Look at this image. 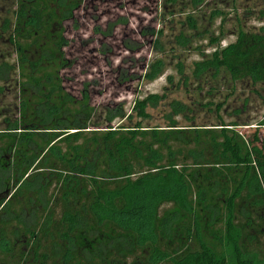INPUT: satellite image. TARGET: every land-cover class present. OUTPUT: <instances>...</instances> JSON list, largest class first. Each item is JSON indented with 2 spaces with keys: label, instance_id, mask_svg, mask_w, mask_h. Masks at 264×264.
Instances as JSON below:
<instances>
[{
  "label": "trees",
  "instance_id": "obj_1",
  "mask_svg": "<svg viewBox=\"0 0 264 264\" xmlns=\"http://www.w3.org/2000/svg\"><path fill=\"white\" fill-rule=\"evenodd\" d=\"M236 1L214 2V31L199 24L207 0H163L187 15L168 49L152 32L157 56L141 77L171 68L186 98L148 94L127 114L63 86L65 27L85 0H0V97L14 101L0 106V264H264V113L249 136L238 127L251 124L221 115L237 86L264 87V26L237 19L221 45Z\"/></svg>",
  "mask_w": 264,
  "mask_h": 264
},
{
  "label": "rangeland",
  "instance_id": "obj_2",
  "mask_svg": "<svg viewBox=\"0 0 264 264\" xmlns=\"http://www.w3.org/2000/svg\"><path fill=\"white\" fill-rule=\"evenodd\" d=\"M216 1L218 0H207L208 6L201 9L198 16L199 24L205 29L212 28L214 31L218 29V21L212 26L206 24L210 12L217 8L214 5ZM217 5L221 9L218 3ZM224 12L229 18L223 27L226 36L221 43L222 46L233 42L234 38L229 34L234 30L232 24H235L237 19L247 29H258L264 26V0H237L235 10ZM186 15L183 13L170 15L168 10L164 9L163 0H85L82 8L76 13L75 25L69 23L65 27V37L68 41L65 55L73 63L70 69L61 73L65 90L79 97L80 91L87 86L92 105L102 107L123 103L127 114L131 112L135 98L148 94L164 93L168 98L175 96L184 101L186 95L182 91V85L179 91L173 92L174 89L167 82V76L175 75L171 68L152 83L144 82L141 76L144 68L157 56L153 50L156 36L152 35V32L163 31L159 42L164 49H168L173 32L170 29L173 28L176 32L179 29V23H184ZM119 18L125 22L117 27L109 38L95 33L96 28L105 30L108 22ZM136 45H139V49L135 52L126 50L127 46ZM166 54L170 60L168 50ZM177 54H179L178 51ZM181 56L182 59L185 58L186 65L198 59L193 53H185ZM120 71L127 76L133 75V80L130 83H120L117 77ZM177 82L178 78L175 77V84ZM225 94L224 92L223 95ZM189 99L193 100V97ZM245 99L248 102L247 106L243 107ZM263 101L264 87L249 91L245 86H237L236 93L228 99L226 109L221 115L226 122L232 121L231 117H235L236 121L251 124L249 127H238L242 134L249 136L254 131L255 123L264 113ZM13 103L11 95L6 98L0 97L1 108ZM236 112L238 113L234 114ZM151 113L153 119L151 123L162 124L161 115L154 110ZM211 114L201 113L199 117H202L205 122L214 117ZM196 116L198 117L197 114ZM120 123L115 121L114 125L117 126ZM259 133L264 137V128L259 129Z\"/></svg>",
  "mask_w": 264,
  "mask_h": 264
}]
</instances>
